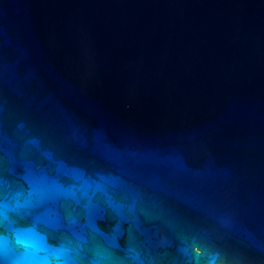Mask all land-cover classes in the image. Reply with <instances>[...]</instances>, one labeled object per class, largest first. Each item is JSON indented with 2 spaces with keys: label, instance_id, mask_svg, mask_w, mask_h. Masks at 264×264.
<instances>
[{
  "label": "water",
  "instance_id": "1",
  "mask_svg": "<svg viewBox=\"0 0 264 264\" xmlns=\"http://www.w3.org/2000/svg\"><path fill=\"white\" fill-rule=\"evenodd\" d=\"M0 264H264V0H0Z\"/></svg>",
  "mask_w": 264,
  "mask_h": 264
}]
</instances>
